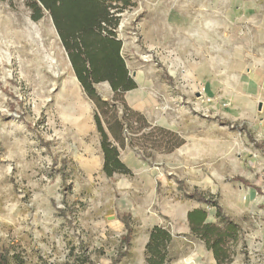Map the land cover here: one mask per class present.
<instances>
[{
    "label": "rangeland",
    "instance_id": "rangeland-1",
    "mask_svg": "<svg viewBox=\"0 0 264 264\" xmlns=\"http://www.w3.org/2000/svg\"><path fill=\"white\" fill-rule=\"evenodd\" d=\"M30 1L0 0V23L3 11L22 21L16 39L0 27V251L9 264H85V257L146 264L154 226L172 237L166 264H216L188 229L186 214L196 208L220 224L219 208L239 226L228 264H264V139L240 121L197 109L198 38L181 34L196 30V1L130 0L133 7L119 14L115 34L136 84L123 100L184 144L167 154L148 149L146 157L109 135L130 172L111 176L102 171L96 105L76 80L49 14L33 21ZM94 89L111 101L107 83Z\"/></svg>",
    "mask_w": 264,
    "mask_h": 264
},
{
    "label": "trees",
    "instance_id": "trees-1",
    "mask_svg": "<svg viewBox=\"0 0 264 264\" xmlns=\"http://www.w3.org/2000/svg\"><path fill=\"white\" fill-rule=\"evenodd\" d=\"M133 5L130 0H31L28 5L33 21L40 20L43 12L49 14L76 80L96 105L94 120L100 135L102 171L107 176L130 173L119 160L118 149L109 141V135L120 148L125 144L140 147L143 154L148 149L167 154L184 144L176 133L150 127L145 118L127 107L123 100V95L134 90L136 84L129 76L121 54L122 41L116 37L115 30L119 14ZM100 83L110 87L111 101H102L97 95L94 86ZM235 180L246 184L240 178ZM191 197L209 203L200 195ZM211 205L216 207L214 203ZM215 216L220 224L207 222L206 210L196 208L187 212L186 222L190 234L212 252L216 264H228L233 248L241 241V231L236 223L221 215L219 208ZM128 241L126 234L121 243ZM171 241L167 230L154 226L145 245V263L166 264ZM122 255L119 253L114 262ZM84 262L92 264L86 257ZM0 264H9L3 251H0Z\"/></svg>",
    "mask_w": 264,
    "mask_h": 264
},
{
    "label": "crops",
    "instance_id": "crops-1",
    "mask_svg": "<svg viewBox=\"0 0 264 264\" xmlns=\"http://www.w3.org/2000/svg\"><path fill=\"white\" fill-rule=\"evenodd\" d=\"M192 1L196 30L181 34L198 38L197 109L240 121L254 139H264V0Z\"/></svg>",
    "mask_w": 264,
    "mask_h": 264
},
{
    "label": "bare ground",
    "instance_id": "bare-ground-1",
    "mask_svg": "<svg viewBox=\"0 0 264 264\" xmlns=\"http://www.w3.org/2000/svg\"><path fill=\"white\" fill-rule=\"evenodd\" d=\"M3 14H4V17H3V20L0 23V27H2L7 32L11 33L12 34L11 35L12 38L16 39L17 38V34L19 33V32L18 33H16V32H17L18 28L21 27L20 24H22V21L17 18L16 14L5 13V11H3ZM26 27H27L26 31H27V34L29 36L35 35V32L33 31V29L29 25L28 26L26 25Z\"/></svg>",
    "mask_w": 264,
    "mask_h": 264
}]
</instances>
